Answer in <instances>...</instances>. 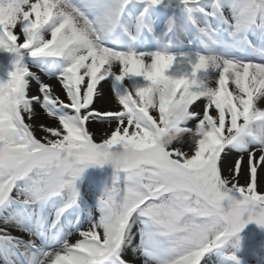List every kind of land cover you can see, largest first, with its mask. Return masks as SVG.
<instances>
[{"label": "snow or ice", "instance_id": "snow-or-ice-1", "mask_svg": "<svg viewBox=\"0 0 264 264\" xmlns=\"http://www.w3.org/2000/svg\"><path fill=\"white\" fill-rule=\"evenodd\" d=\"M0 264H264V0H0Z\"/></svg>", "mask_w": 264, "mask_h": 264}, {"label": "bare ground", "instance_id": "bare-ground-1", "mask_svg": "<svg viewBox=\"0 0 264 264\" xmlns=\"http://www.w3.org/2000/svg\"><path fill=\"white\" fill-rule=\"evenodd\" d=\"M104 92H105V95L108 94V85L107 84H105V86H104ZM101 104H102V102H101ZM98 106H101V105H98ZM44 122L47 123V121H44ZM101 128L106 129L107 126H105V125H93L92 129H91L94 133H96V138H98V139H100V129ZM37 133L39 135H41V133H39V132H37ZM85 227H87V225H85Z\"/></svg>", "mask_w": 264, "mask_h": 264}, {"label": "rangeland", "instance_id": "rangeland-1", "mask_svg": "<svg viewBox=\"0 0 264 264\" xmlns=\"http://www.w3.org/2000/svg\"><path fill=\"white\" fill-rule=\"evenodd\" d=\"M58 85H57V89H58ZM46 123V122H45ZM37 135L39 136V134L37 133ZM97 140H99L98 138H96ZM241 183H243V180H241Z\"/></svg>", "mask_w": 264, "mask_h": 264}]
</instances>
